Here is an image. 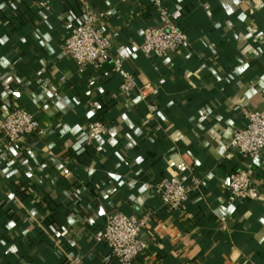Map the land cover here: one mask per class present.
Masks as SVG:
<instances>
[{
  "label": "crops",
  "instance_id": "1",
  "mask_svg": "<svg viewBox=\"0 0 264 264\" xmlns=\"http://www.w3.org/2000/svg\"><path fill=\"white\" fill-rule=\"evenodd\" d=\"M162 1L187 44L155 58L139 51L148 0H0V120L22 106L41 130L0 136V264H119L95 240L112 211L147 218L132 264H264V151L223 148L264 107V0ZM86 10L105 13L120 72L61 52ZM126 71L146 98L120 94ZM92 121L107 133L88 142ZM248 165L258 199L229 201V174ZM168 176L201 180L183 210L144 186Z\"/></svg>",
  "mask_w": 264,
  "mask_h": 264
},
{
  "label": "built area",
  "instance_id": "2",
  "mask_svg": "<svg viewBox=\"0 0 264 264\" xmlns=\"http://www.w3.org/2000/svg\"><path fill=\"white\" fill-rule=\"evenodd\" d=\"M148 1L155 10L156 23L144 31L139 51L146 57L155 58L180 51L187 44L184 32L172 21L162 0ZM104 16L105 13L86 10L83 18L62 42L60 49L78 66L110 60L114 70L120 72L123 67L122 60L111 58L107 42L97 30V24ZM118 89L123 95L137 91L138 96L146 98V88L138 87L135 75L128 71L123 72ZM147 108L153 112L156 107L148 103ZM244 118V126L234 132L223 148L253 160L264 151V107L261 110L245 112ZM40 132L34 114L22 106L11 109L0 120V136L8 144L17 142L26 134ZM85 133L87 141L91 142L96 137L105 135L107 126L101 121H92L87 124ZM200 184L201 180L195 176H191L190 182L178 176H168L155 182H145L144 186L153 190L168 208L183 210L188 196L197 190ZM226 190L229 201L258 199L259 189L249 165L229 174ZM146 222L145 216L138 218L121 211H112L106 215L103 229L95 236V240L104 244L111 257L119 264H132L146 250V243L139 237ZM218 222L223 228L225 217H220Z\"/></svg>",
  "mask_w": 264,
  "mask_h": 264
}]
</instances>
